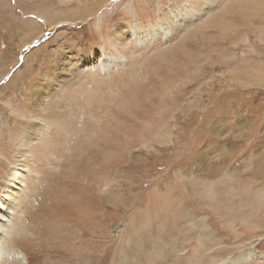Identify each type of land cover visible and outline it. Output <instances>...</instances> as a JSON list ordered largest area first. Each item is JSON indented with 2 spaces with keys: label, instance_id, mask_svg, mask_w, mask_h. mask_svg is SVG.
Returning <instances> with one entry per match:
<instances>
[{
  "label": "rangeland",
  "instance_id": "rangeland-1",
  "mask_svg": "<svg viewBox=\"0 0 264 264\" xmlns=\"http://www.w3.org/2000/svg\"><path fill=\"white\" fill-rule=\"evenodd\" d=\"M189 1L200 15L176 30L185 0H0V186L39 90L63 82L51 94L66 113L31 146L0 264H264V3L234 19L214 15L229 1ZM78 8L74 23L39 16ZM228 130L247 140L214 153L216 174L192 172L213 147L194 145Z\"/></svg>",
  "mask_w": 264,
  "mask_h": 264
},
{
  "label": "bare ground",
  "instance_id": "bare-ground-1",
  "mask_svg": "<svg viewBox=\"0 0 264 264\" xmlns=\"http://www.w3.org/2000/svg\"><path fill=\"white\" fill-rule=\"evenodd\" d=\"M219 1H221V0H219ZM226 1H229V2H226ZM261 1L262 0H260V2L257 0H225L226 3H224V5H221V7L217 11L214 12V15L217 14L219 16L220 14H222V16H223L224 13H228L230 11H231V13L233 12L232 16H235L237 14L241 15L244 12H247L248 9L256 7L255 6L256 4L259 3L258 5H260L261 3H264V1L263 2H261ZM210 3H211V0H202V2L199 0L198 7L202 11L203 10L207 11L206 9L210 5ZM83 11H85V10L79 9L76 11H72V12H69L66 16H59L56 14H52V15L48 16V14L44 15L41 13H39V16H41L43 19H45V22L49 26H51L57 22H60L61 20L63 22H67V23L68 22L74 23L75 21H78L80 18L85 17V14L83 13ZM177 11H178V13L177 12L172 13L173 12L172 11V12L168 13V15H167V18L171 19L173 21V25L172 26L170 25L171 28L176 29V30H180V28L184 27L186 25L187 21H189V19L192 18L193 16L198 17V15H200V13L195 9L193 4L189 0H185V4L182 5V10H180L178 8ZM218 16H214V17H216L218 20ZM222 16H220L219 19H221ZM236 17L237 16H235L234 19H236ZM205 22H206V24L207 23L212 24L213 27H216V28L218 27V29L221 27V25L224 26V24H221V23H223V21H221V20L218 21L219 23L213 21V19L204 20V23ZM29 24H30L29 29H28L29 32L26 33L25 36H32L31 37V39H32L34 36H37L39 34L40 27H37L36 24L33 22L32 23L29 22ZM194 28H196V27H194ZM197 28L194 31L189 32L187 34V36H189L191 33L195 32L197 30ZM221 28L223 29V27H221ZM224 28H227V27L224 26ZM228 28H230V26ZM164 32H166V31L164 30ZM130 35L132 37H135V39H136L137 38L136 30L132 29ZM190 37H192V36H189L188 38H190ZM112 40H114L115 43L119 46V49H120V47H127L128 46V44L126 42L127 39H126L124 33H122V32L113 33V39ZM117 48L118 47H116L115 50L118 52ZM118 53L121 54L120 52H118ZM48 55L52 56L53 53L48 54ZM114 57H113L114 61H112V60L110 61L108 58L101 57L99 59V64L104 66V64L109 65L111 63L112 65L116 66V65L120 64L121 60L124 58V56H122V55H119L118 57H115V58ZM56 58H58V60ZM56 58H54V57L50 58V60L52 59L50 61L51 64L53 63V59H56V62H54V64H52L53 66L59 67V65H61V63L64 65V61L62 62V60L66 59L65 57H62V55H56ZM78 74H80V73H78ZM62 83L63 82H61V81L56 82L53 85V88H52V84L50 83L51 89H50V92H48L49 89H47V93H49L48 95L45 93V91L39 90V94L37 95V101L35 100V104H34L35 113H32L33 114L32 116H34V118L31 119L32 124H31V128H30V132L28 133L29 138L28 137L26 138V136H25L24 139L23 138L21 139L20 149L18 150V155L20 156V160L17 161V164L14 166V169L12 170V172H10L11 174H8L9 175L7 178V180H9L8 185L5 182H3L0 186V200L2 201V203L0 205V263H2L1 262V259H3L2 253L5 251V245L7 244V238H9L8 235L11 232L9 225L11 223L10 221L12 219V215H13V211H14L13 209L16 206V203L18 202L17 199L19 198V195L22 192H24L25 184H24L23 178L25 177L26 171H28V167L26 164L27 163L26 158L29 156V151L31 150V146H33L34 144L35 145L37 144L39 147V145L42 143V141L44 139L43 138V135H45L44 132L47 130L49 131L50 127H57V124L60 121L64 120L66 117V113L57 111V109L60 107L59 105L62 104V101L61 100L57 101L58 99H55L54 96L52 97L53 93L51 94V92L55 88H57V86L62 87L64 85ZM32 99H33V97H32ZM38 119H40V121ZM46 122L49 126L45 124ZM43 146L45 147V145H43ZM202 158L206 161V163L208 165H211L210 163H211L212 159L210 156H207V157L205 156ZM254 159L257 162H263L264 161V152L260 155H255ZM215 171L216 170H212V171H208L207 173L211 172V174H216L217 172L215 173ZM259 171H262V172L264 171V162L259 166ZM189 179H191V178H189ZM105 200L108 202L109 201L108 197H106ZM203 229L206 231L205 226H203ZM258 258L261 260H264V257L262 255H259Z\"/></svg>",
  "mask_w": 264,
  "mask_h": 264
},
{
  "label": "crops",
  "instance_id": "crops-1",
  "mask_svg": "<svg viewBox=\"0 0 264 264\" xmlns=\"http://www.w3.org/2000/svg\"><path fill=\"white\" fill-rule=\"evenodd\" d=\"M263 113H264V111H263ZM236 118H238V117H236ZM235 118V122H234V127H235V129H236V127L238 126V125H243V123H242V120H241V118H239V120L238 119H236ZM263 126H264V124H263ZM214 128V127H213ZM219 128V127H218ZM213 131V129H211V132ZM228 131H230V130H228ZM231 132V131H230ZM233 132H234V130L231 132V134H229V132H227L226 131V133L227 134H229L228 136L230 137V136H232V134H233ZM260 134H261V139H260V143L259 144H262V145H264V127L261 129V132H260ZM233 137V136H232ZM228 139V138H227ZM245 140H247V138L246 139H243L242 141H245ZM194 140H192V141H186L187 142V144H192V142H193ZM242 141H234L233 140V138H231L230 137V140L229 141H223V142H220V141H211V139H209V140H206V141H198V143L197 144H195L194 146H199V147H202V145H211V146H213V147H211V151H210V153L209 152H207V151H202V150H200L199 151V153L197 152V154H196V161L198 162V164H194L195 165V167H196V170H193L192 172H196V171H198V170H202V169H205V172L207 173L208 171H212V170H218V167H217V165H216V163H212L211 165H208L207 163H206V161L202 158V157H207V156H210V157H212L213 155H214V153H221L224 149H226L227 147L225 146V145H227V146H229V147H231V149H232V152H234V154H235V149H233L232 148V146L233 145H237V147L238 146H241L242 145ZM224 142H225V144H224ZM229 149V148H228ZM206 154H210V155H206ZM216 157V156H215ZM220 160H223V159H220ZM219 160V161H220ZM218 166L220 167V172L222 173V171H224V167H221V165H219V163H218ZM223 168V169H222ZM231 170H229V172H230ZM238 171V170H237ZM225 172H227V171H225ZM198 176L200 177V176H206V177H209V176H211V175H206V174H198Z\"/></svg>",
  "mask_w": 264,
  "mask_h": 264
},
{
  "label": "snow or ice",
  "instance_id": "snow-or-ice-1",
  "mask_svg": "<svg viewBox=\"0 0 264 264\" xmlns=\"http://www.w3.org/2000/svg\"><path fill=\"white\" fill-rule=\"evenodd\" d=\"M37 2H39V0H37Z\"/></svg>",
  "mask_w": 264,
  "mask_h": 264
}]
</instances>
